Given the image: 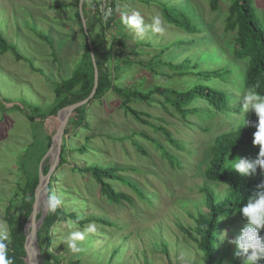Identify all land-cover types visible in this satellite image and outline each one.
<instances>
[{"label": "rangeland", "instance_id": "obj_1", "mask_svg": "<svg viewBox=\"0 0 264 264\" xmlns=\"http://www.w3.org/2000/svg\"><path fill=\"white\" fill-rule=\"evenodd\" d=\"M252 3L264 25V0H252ZM56 5L67 6L56 9ZM229 5L230 0H221L219 10L212 12L210 0H118L117 24L107 31L105 40L108 44L114 37L124 40L128 51L138 52L134 60L150 62L158 56L159 62L179 65L184 59L195 57V60L201 61L203 70L232 67L234 63V72L244 71V62H235L230 54L233 36L224 31ZM76 10V0H0V30L29 60L18 61L11 53L0 54V233H7L8 237L5 209L18 185L26 179L21 168L23 153L34 142L35 135L38 138L46 134L55 137L62 121H57V114L35 128L26 118L25 111L9 108L21 104L22 100L42 106L53 103L51 82L69 77L82 53L84 38L75 17ZM166 10L172 17L182 13L199 27L200 33L189 34L176 28L167 20ZM133 13H139L146 25H151L154 16H161L163 33L149 30L143 37L137 35L125 23ZM36 32L49 36L53 49L39 39ZM52 53L57 55V62ZM162 63L157 67V74L136 64L119 83L124 87L147 91L155 85L185 89L189 79H196L190 74L181 76ZM226 85L220 83L216 86L228 88ZM155 98L160 99L158 96ZM2 100L9 103L4 104ZM121 104L122 99L112 91L102 100L91 102L87 116L89 127L65 136L68 148H80L88 142L90 150L86 154H69L67 163L60 167L59 159L51 172L58 176L59 184L55 192L62 201L61 206L69 212H77L82 219L103 218L111 225L89 223L96 226V231L86 235L85 240L80 242L83 251L74 254L61 243V235L68 232L67 222H58L52 230L54 240L51 252L60 256L66 264H203L202 253L179 225L194 228L195 220L191 214L207 212L201 187L207 185L220 198L226 195L225 185L209 181L205 175L212 157L210 145L216 136L237 128L240 120L247 119L255 124L258 117L256 114L249 116L247 112L243 115L235 113L230 119L219 114L206 120L189 116L184 121L173 110L165 111L158 102L148 105L132 100L130 106L144 112L142 119L167 129L182 145L179 149L162 131L126 114ZM205 105L206 102L201 100L193 106ZM87 137L89 140H86ZM135 141L145 153L137 149ZM160 145L175 156L179 164H171L163 156ZM47 154L37 166L39 170L47 163L50 166L55 164L56 147ZM237 157H241L239 152H235L234 160ZM92 164L120 168L119 174L149 200L141 198L128 185L111 180L109 182L114 189L130 201L122 200L121 204L108 201L89 174L72 170ZM34 166L31 165L28 171H34ZM41 199L38 215L48 211L46 196ZM226 222L228 224L217 233L218 259L227 251L230 253L220 264H230L236 259L234 253L237 246L231 241L247 224L241 212ZM84 228L78 227L77 230L83 231ZM225 230L228 235L221 242L219 234ZM83 242L88 243L83 245ZM37 250L36 257L42 264L43 256ZM181 256L184 261L180 260ZM258 264H264V259Z\"/></svg>", "mask_w": 264, "mask_h": 264}, {"label": "trees", "instance_id": "obj_2", "mask_svg": "<svg viewBox=\"0 0 264 264\" xmlns=\"http://www.w3.org/2000/svg\"><path fill=\"white\" fill-rule=\"evenodd\" d=\"M220 1L210 0L212 12L219 10ZM79 2L80 0H76L75 17L78 19L80 31L84 38L82 53L69 77L61 78L59 82H51L54 92L53 103L42 106L22 100L21 104H15L9 108V110L25 111L26 118L35 128H38L49 117L57 115L60 110L89 98L95 84V67L88 44V41L91 42L99 73L97 90L93 98L87 104L76 108L69 118L61 146L59 167L67 163L68 155L73 152L88 153L90 150L88 142L80 148L70 149L65 136L72 132L77 134L80 128H88L89 104L93 101L102 100L110 91L122 99L121 106L126 114L131 115L138 122L150 126L153 125L142 119L144 112H139L130 106L132 100L148 105L158 102L165 111L173 110L185 121L189 116L206 120L219 114L226 116L228 119L235 113L243 115L246 113H242V97L249 89H255L257 93L264 96V25L255 11L252 0H230L227 15L224 19L225 33L233 36V47L230 48V54H232L235 62H244L242 65L244 71L237 72L232 69L235 65L232 62V67L203 70L201 69V61L195 60V57L186 58L179 65H174L172 62H159L157 61L158 56H155L150 62L134 60L139 54L135 50L128 51L124 40L114 37L109 44L105 40L107 31L114 26L116 27L117 24L118 0H84L82 10L86 19V30L80 14ZM65 6L67 5H56L54 7L59 9ZM106 15L107 19H105ZM165 16L176 28H180L189 34L200 33L199 27L194 25L182 13L175 14L172 17L166 10ZM36 35L53 49V42L49 36L41 32H36ZM166 48L168 47L164 49ZM5 53H11L18 61L26 60L29 62L21 54L18 46L10 43L0 30V54ZM52 56L54 61L57 62V55L52 53ZM161 63L181 76L185 77L190 74L194 75L196 79H189V85L185 89L155 85L147 91H141L136 87L120 85L119 81L123 75L133 70L136 64L144 66L153 74H157L159 73L157 67ZM220 83L221 85L226 83L229 87L219 88L216 86ZM155 96L160 99H156ZM201 100L206 102L205 106H193ZM2 101L4 104L9 103L7 100ZM248 112L249 116L255 114L251 110ZM240 122L241 124L237 128L217 135L209 149L212 157L205 172L206 178L209 181L225 185L227 187L226 195L220 198L207 185L201 187L200 191L207 212L198 211L196 215L191 214V217L195 220L194 228L187 229L179 225V228L197 245L202 253L203 264H220L226 258L230 253L228 251L218 259V231L228 224L227 220H231L236 213L240 212L239 208L247 203V199L251 195L257 191H264V188L257 187V185L264 184V170L257 167L256 171L250 176L242 177L238 171L228 167L229 160H234L235 152H239L241 157L250 160H255L259 152V146H254L252 142L253 133L256 131L254 123L248 122L247 119L240 120ZM247 123H250V125ZM153 127L157 131H162L172 145L179 149L182 148V145L171 136L167 129L162 126ZM34 138V142L23 153L24 158L21 168L26 179L18 185L13 198L5 209V220L9 226L8 256L12 258L13 264H26V235L24 229L33 212L36 191L40 182V170L37 166L53 144V137L47 134L43 138H38L36 135ZM86 140H89V137ZM133 143L138 150L145 153L139 143L136 141ZM160 148L163 156L171 164H179L175 156L171 155L163 146L160 145ZM34 162H36V167L33 165ZM31 165L36 168L34 171H28ZM50 168V164L44 165L41 169L43 175L46 176ZM72 170L89 174L100 186L102 195L112 203L121 204L122 200L130 201V199L118 193L109 182L111 180L128 185L141 198L149 200L148 196L140 189L119 174L121 169L118 167H103L92 164L85 167H74ZM57 184H59L58 176L51 174L47 186V199L49 195H56ZM40 216L38 215L37 219ZM77 218V212H69L63 206H60L55 213L47 211L37 232V248L43 256L42 264H59L64 261L60 256L51 252L54 240L52 230L58 222H67L69 219L75 220ZM93 222L107 226L111 225L109 221L103 218H88L80 219L78 227L84 228ZM261 234L264 235V231ZM85 243L83 242V245ZM230 264H243V260L236 258Z\"/></svg>", "mask_w": 264, "mask_h": 264}, {"label": "clouds", "instance_id": "obj_3", "mask_svg": "<svg viewBox=\"0 0 264 264\" xmlns=\"http://www.w3.org/2000/svg\"><path fill=\"white\" fill-rule=\"evenodd\" d=\"M105 19H107V15ZM125 23L141 37L149 30L159 34L164 31V21L159 15L152 18L151 25H146L139 13H133L125 20ZM242 101V113L251 110L258 117V122L254 124L256 131L253 133L252 142L254 146H259V152L255 160L244 157L229 160L228 167L238 171L242 177H248L256 171L257 167L264 170V96L257 93L255 89H249L243 95ZM257 187L264 188V184L257 185ZM61 203L62 201L55 194L49 195L47 199L48 211L55 213ZM239 211L246 218L247 224L242 228L240 235L231 241L237 246L234 256L242 259L243 264H258V261L264 259V235L261 234L264 231V191H257L251 195L247 199V203L239 208ZM80 219L82 217L75 220L69 219L66 223L68 232L66 235H61V243L74 254L83 251L80 242L85 240L86 235L96 231L94 224L87 225L83 231L77 230ZM227 235L228 233L225 230L222 234H219V240L223 242L226 240ZM8 246L7 233H0V264H13L12 258L8 256ZM180 260L184 261V257L181 256Z\"/></svg>", "mask_w": 264, "mask_h": 264}, {"label": "water", "instance_id": "obj_4", "mask_svg": "<svg viewBox=\"0 0 264 264\" xmlns=\"http://www.w3.org/2000/svg\"><path fill=\"white\" fill-rule=\"evenodd\" d=\"M83 3L84 0H80L79 2V10H80V14H81V18H82V22L84 25V28L86 30L87 28V24H86V19L84 18L83 15ZM89 47H90V51H91V55H92V60H93V64L95 67V84H94V89L90 95L89 98H87L84 101L78 102L76 104H73L71 106H68L66 108H64L63 110L58 112V115L61 112H65V116L61 121V126L60 129L57 133V135L55 137H53V144L50 148L49 151H52L55 147H56V161L55 164L53 166H51L49 173L45 176L43 175L42 171L40 170V182L39 185L37 187V191H36V200L35 203L33 205V212L27 222V224L25 225V235H26V257H25V262L26 264H40L37 263L36 260L33 258L32 253H31V249H30V245H32V249L33 251L38 255V250H37V232L39 230V228L41 227L43 220L47 214L46 211H43L41 217L39 219H37L38 213H39V201H40V195L42 194V192L44 193V196H46V200H47V186L49 183V179H50V175L51 172L54 170L56 163L58 162V160L60 159V155H61V146H62V141H63V136H64V132H65V128L67 126V123L69 121V118L72 114V112L84 105L87 104L89 102V100H91L97 90V86H98V77H99V73L97 70V65L95 62V55H94V50H93V46L91 44L90 41H88ZM48 155V154H47ZM47 157V156H46Z\"/></svg>", "mask_w": 264, "mask_h": 264}, {"label": "bare ground", "instance_id": "obj_5", "mask_svg": "<svg viewBox=\"0 0 264 264\" xmlns=\"http://www.w3.org/2000/svg\"><path fill=\"white\" fill-rule=\"evenodd\" d=\"M64 116H65V112H61V113L58 115V117L56 118L57 121L62 120V119L64 118ZM42 196H44V193H43V192H42V194L40 195L39 205H41V202H42L41 197H42ZM38 208H39V206H38ZM30 249H31V253H32L33 258L36 260L37 263H39V260H38L37 257H36V253H35V252L33 251V249H32V245H30Z\"/></svg>", "mask_w": 264, "mask_h": 264}, {"label": "built area", "instance_id": "obj_6", "mask_svg": "<svg viewBox=\"0 0 264 264\" xmlns=\"http://www.w3.org/2000/svg\"><path fill=\"white\" fill-rule=\"evenodd\" d=\"M108 11V10H107ZM65 262L63 261V262H61V263H59V264H64ZM54 264H56V263H54ZM66 264V263H65Z\"/></svg>", "mask_w": 264, "mask_h": 264}]
</instances>
